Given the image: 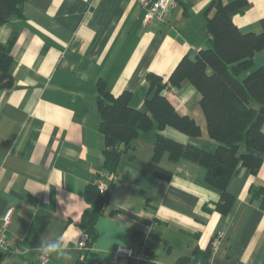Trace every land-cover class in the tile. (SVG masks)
Masks as SVG:
<instances>
[{
	"label": "crops",
	"instance_id": "0c3cea01",
	"mask_svg": "<svg viewBox=\"0 0 264 264\" xmlns=\"http://www.w3.org/2000/svg\"><path fill=\"white\" fill-rule=\"evenodd\" d=\"M175 1L162 20L146 23L139 0H26L22 18L0 27L13 60L12 85L0 87V218L13 209L5 231L12 250L0 264H42L41 244L57 239L61 253L71 250V264L82 259L85 187L103 173L98 81L115 96L130 92V106L143 111L147 73L166 80L182 57L210 47L204 12L213 0ZM245 1L248 8L233 23L243 33H262L264 0ZM262 65L264 49L243 76ZM162 95L197 123L200 136L170 127L159 134L213 154L218 144L208 136L196 89L185 81ZM132 146L107 182L108 205L96 222V258L89 264H177L209 244L210 264H264V211L250 193L264 186V154L247 150L261 166L256 175L240 168L232 176L226 192L233 203L222 215L214 210L220 192L205 182L204 167L172 162L164 152L155 166L169 179L157 178L147 172L153 135ZM119 246L142 256L116 255ZM48 258L46 264H67L61 254Z\"/></svg>",
	"mask_w": 264,
	"mask_h": 264
},
{
	"label": "trees",
	"instance_id": "16d2710c",
	"mask_svg": "<svg viewBox=\"0 0 264 264\" xmlns=\"http://www.w3.org/2000/svg\"><path fill=\"white\" fill-rule=\"evenodd\" d=\"M26 0H0V27L10 17L22 18ZM245 0L223 2L213 0L204 12L210 47L198 51L193 59L184 56L164 80L149 72L144 98V110H136L129 104L131 94L124 91L115 96L103 81L96 88V107L100 116L98 129L104 138L102 151L103 173L99 178L107 184L118 173L121 155L131 149L134 140L153 135V162L147 172L157 178L169 179V174L159 170L155 163L164 152L175 162L179 159L193 161L206 169L205 182L220 192L214 210L226 215L233 197L226 192L227 185L240 168L256 175L262 160L252 150L264 154V65L243 76L252 66L255 55L264 49L262 33L241 32L233 23V16L248 8ZM10 44L0 43V87L12 85ZM189 82L201 96L207 133L218 144L211 154L192 146H184L159 134L166 127L173 128L191 138L200 136L197 123L181 115L162 95L164 89H178ZM94 183L85 187L84 210L80 226L87 236L85 251L77 264H89L96 255L91 247L97 236L96 222L108 205V185L101 192ZM252 200H260L264 211V186L251 187ZM206 209V208H205ZM211 211L210 209H206ZM210 244L205 250H196L193 258H183L177 264H210ZM6 254L0 253V260Z\"/></svg>",
	"mask_w": 264,
	"mask_h": 264
},
{
	"label": "built area",
	"instance_id": "2783aa9c",
	"mask_svg": "<svg viewBox=\"0 0 264 264\" xmlns=\"http://www.w3.org/2000/svg\"><path fill=\"white\" fill-rule=\"evenodd\" d=\"M141 6L145 9V22L149 23L153 20H162L164 14L169 12L172 8L176 6L175 0H139ZM98 188L101 192H105L107 190V184L103 181V179L99 178L97 180ZM13 215V209H8L4 212V214L0 218V253L7 254L12 249L11 247V239L5 234L6 229L8 228L11 218ZM87 236L83 234L80 240V246L85 247ZM219 244L217 239H213L211 241V246L216 247ZM116 255H121L125 257H141L142 254L135 247L127 248L119 246L114 250ZM37 259L42 264H46L48 262V256L41 255L38 252Z\"/></svg>",
	"mask_w": 264,
	"mask_h": 264
},
{
	"label": "clouds",
	"instance_id": "9594fccd",
	"mask_svg": "<svg viewBox=\"0 0 264 264\" xmlns=\"http://www.w3.org/2000/svg\"><path fill=\"white\" fill-rule=\"evenodd\" d=\"M62 240H50L46 243H42L40 246V254L44 256H54L57 254H61V259L65 260L67 264H71V250H65L63 253H61L62 249Z\"/></svg>",
	"mask_w": 264,
	"mask_h": 264
}]
</instances>
